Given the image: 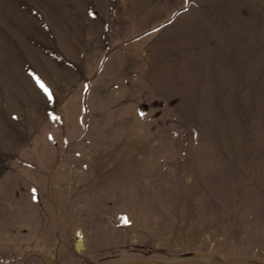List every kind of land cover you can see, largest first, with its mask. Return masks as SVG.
Returning a JSON list of instances; mask_svg holds the SVG:
<instances>
[{
    "label": "rangeland",
    "instance_id": "rangeland-1",
    "mask_svg": "<svg viewBox=\"0 0 264 264\" xmlns=\"http://www.w3.org/2000/svg\"><path fill=\"white\" fill-rule=\"evenodd\" d=\"M126 3L0 0V264H264V87L168 71Z\"/></svg>",
    "mask_w": 264,
    "mask_h": 264
},
{
    "label": "crops",
    "instance_id": "crops-1",
    "mask_svg": "<svg viewBox=\"0 0 264 264\" xmlns=\"http://www.w3.org/2000/svg\"><path fill=\"white\" fill-rule=\"evenodd\" d=\"M243 1L247 0H143L141 12L136 13L133 0H127L126 8L130 19L151 12V38L159 40L158 45H150L158 50L152 55L159 56L160 63L167 56L169 65H173L168 71L216 73L210 78L231 82L228 87L263 88L262 15L248 14ZM229 3L234 4L233 10L247 14L236 11L234 18L227 16L226 11L232 8ZM220 73H224L222 77Z\"/></svg>",
    "mask_w": 264,
    "mask_h": 264
},
{
    "label": "trees",
    "instance_id": "trees-1",
    "mask_svg": "<svg viewBox=\"0 0 264 264\" xmlns=\"http://www.w3.org/2000/svg\"><path fill=\"white\" fill-rule=\"evenodd\" d=\"M251 260L252 262H264V259H255V258H247V259H244V261H249ZM51 264H53L51 261H50Z\"/></svg>",
    "mask_w": 264,
    "mask_h": 264
},
{
    "label": "water",
    "instance_id": "water-1",
    "mask_svg": "<svg viewBox=\"0 0 264 264\" xmlns=\"http://www.w3.org/2000/svg\"><path fill=\"white\" fill-rule=\"evenodd\" d=\"M32 253H33V252H30V253H28L27 255L21 257L20 259H25V258L29 257Z\"/></svg>",
    "mask_w": 264,
    "mask_h": 264
}]
</instances>
